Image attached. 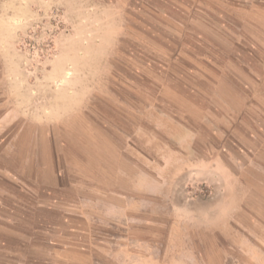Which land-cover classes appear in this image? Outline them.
Masks as SVG:
<instances>
[{
    "label": "rangeland",
    "instance_id": "1",
    "mask_svg": "<svg viewBox=\"0 0 264 264\" xmlns=\"http://www.w3.org/2000/svg\"><path fill=\"white\" fill-rule=\"evenodd\" d=\"M160 9L0 0L4 101L65 124L50 136L97 217L86 264H264V143L230 111L208 131L206 80L171 54L189 38L158 30Z\"/></svg>",
    "mask_w": 264,
    "mask_h": 264
},
{
    "label": "crops",
    "instance_id": "2",
    "mask_svg": "<svg viewBox=\"0 0 264 264\" xmlns=\"http://www.w3.org/2000/svg\"><path fill=\"white\" fill-rule=\"evenodd\" d=\"M156 1L171 16L156 28L188 35L171 54H185L187 71L206 80L208 131L217 120L214 129L224 133L230 111L235 127L250 125L251 143H264V62L256 56L264 48V0ZM232 95L241 97L235 107ZM3 96L0 89V264H86L97 217L87 210V189L66 172L61 131L50 136L51 126L65 124L24 116Z\"/></svg>",
    "mask_w": 264,
    "mask_h": 264
}]
</instances>
